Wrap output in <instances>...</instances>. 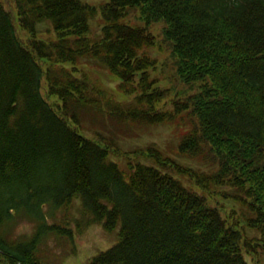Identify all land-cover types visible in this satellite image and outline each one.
<instances>
[{"label":"trees","instance_id":"1","mask_svg":"<svg viewBox=\"0 0 264 264\" xmlns=\"http://www.w3.org/2000/svg\"><path fill=\"white\" fill-rule=\"evenodd\" d=\"M102 4L0 0V264H62L44 245L76 199L78 229L120 225L89 264H264V0ZM156 125L166 144L124 143Z\"/></svg>","mask_w":264,"mask_h":264},{"label":"rangeland","instance_id":"2","mask_svg":"<svg viewBox=\"0 0 264 264\" xmlns=\"http://www.w3.org/2000/svg\"><path fill=\"white\" fill-rule=\"evenodd\" d=\"M88 3L95 4L97 6H102L107 0H84ZM131 17L134 19H138V16H142V13L139 8H135L130 11ZM102 13H98L97 16L91 20V28L93 32L97 33L101 31L102 26L100 25ZM15 25L17 26L18 32L22 37L28 36V32L25 30H21L19 26L18 18L15 15ZM141 23L145 22L144 19H140ZM48 24H42L40 29L45 30ZM148 28L152 31L154 35L157 36V40L161 42L163 47V52L161 53V58L165 59L166 64H164V72H163V84L165 85H174L177 84L175 78V69H173L171 53L169 45L166 41H164L163 36V28L164 22L152 20L148 22ZM43 32V31H41ZM110 78V77H106ZM108 85L116 84V79H105ZM43 93L47 96L48 94V86L46 79H43ZM49 100H53L49 98ZM163 102V100H161ZM138 130V129H137ZM138 134L140 137L126 138L124 143L129 146H134L138 142L145 143L148 141H159L163 143H167L169 139L172 137V130L168 125H156L154 127H145L143 129L138 130ZM129 141V142H128ZM81 206V200L76 199L73 204L72 209V228H73V237L67 241L66 238H50L48 243L44 245V251L47 249L46 254L48 252V256L53 259L54 262L62 263V264H89L90 260L101 251L107 250L109 247L114 245L119 239L120 233V225H117L115 229L109 231L106 230L101 223H95L88 226L85 229H78L76 223L74 222V216H80L79 208ZM36 228V223L28 218L20 217L18 218L13 232V238H19L24 235H31ZM68 254V255H67ZM250 259V258H249ZM252 264H256L255 261H252ZM262 264V263H261Z\"/></svg>","mask_w":264,"mask_h":264}]
</instances>
